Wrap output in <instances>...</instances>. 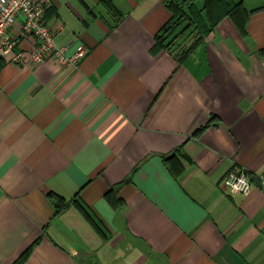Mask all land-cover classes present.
<instances>
[{
  "label": "crops",
  "instance_id": "obj_1",
  "mask_svg": "<svg viewBox=\"0 0 264 264\" xmlns=\"http://www.w3.org/2000/svg\"><path fill=\"white\" fill-rule=\"evenodd\" d=\"M53 1L84 54L0 58V264H264V0L185 56L168 0Z\"/></svg>",
  "mask_w": 264,
  "mask_h": 264
},
{
  "label": "built area",
  "instance_id": "obj_2",
  "mask_svg": "<svg viewBox=\"0 0 264 264\" xmlns=\"http://www.w3.org/2000/svg\"><path fill=\"white\" fill-rule=\"evenodd\" d=\"M53 5V0H0V58L24 62L23 38L29 35L35 44L30 48L33 62L56 59L63 64L78 63L83 51L68 56V46L57 43V36L66 27L55 17H47V11ZM260 178L264 189V173ZM223 186L232 194H249L253 183L245 167H234L224 176Z\"/></svg>",
  "mask_w": 264,
  "mask_h": 264
},
{
  "label": "trees",
  "instance_id": "obj_3",
  "mask_svg": "<svg viewBox=\"0 0 264 264\" xmlns=\"http://www.w3.org/2000/svg\"><path fill=\"white\" fill-rule=\"evenodd\" d=\"M101 1L109 8L115 9L111 0ZM166 4L172 11L173 18L157 34V44L169 49L178 44L182 37L194 34V40L183 56L194 50L224 17H232L241 29H245L250 17V11L243 1L204 0L202 7L197 4V0H168ZM52 15L53 11L52 14L49 11L47 17L51 18ZM63 207L61 204L57 213L61 212Z\"/></svg>",
  "mask_w": 264,
  "mask_h": 264
},
{
  "label": "rangeland",
  "instance_id": "obj_4",
  "mask_svg": "<svg viewBox=\"0 0 264 264\" xmlns=\"http://www.w3.org/2000/svg\"><path fill=\"white\" fill-rule=\"evenodd\" d=\"M202 3H203L202 0H198L199 6L202 5Z\"/></svg>",
  "mask_w": 264,
  "mask_h": 264
},
{
  "label": "water",
  "instance_id": "obj_5",
  "mask_svg": "<svg viewBox=\"0 0 264 264\" xmlns=\"http://www.w3.org/2000/svg\"><path fill=\"white\" fill-rule=\"evenodd\" d=\"M127 180H129V179H127Z\"/></svg>",
  "mask_w": 264,
  "mask_h": 264
}]
</instances>
